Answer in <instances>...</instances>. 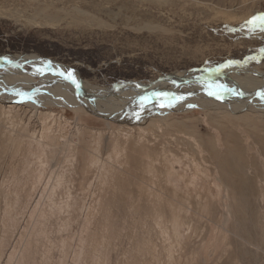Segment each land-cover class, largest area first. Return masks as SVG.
Here are the masks:
<instances>
[{
  "label": "rangeland",
  "instance_id": "1",
  "mask_svg": "<svg viewBox=\"0 0 264 264\" xmlns=\"http://www.w3.org/2000/svg\"><path fill=\"white\" fill-rule=\"evenodd\" d=\"M261 13L264 0H0V56L69 65L91 94L204 68L264 80V30L247 24ZM24 69L35 91L0 75L14 98L0 101V264H264V116L201 106L203 94L113 122L58 104L64 75ZM256 96L249 109L264 107Z\"/></svg>",
  "mask_w": 264,
  "mask_h": 264
},
{
  "label": "bare ground",
  "instance_id": "2",
  "mask_svg": "<svg viewBox=\"0 0 264 264\" xmlns=\"http://www.w3.org/2000/svg\"><path fill=\"white\" fill-rule=\"evenodd\" d=\"M24 57L26 58L24 60V63H22V65H19V70H21V72L18 71V73H17L19 76L17 74H15V75H17V76H15L11 70H8L7 71L6 69L4 70V72L0 73V75H3V76L5 75V78H7L11 82H14V81H17V82H20V83L21 82L22 83L23 82H25V83L28 82V84H26L24 86L25 90H34L35 91L34 88H36L37 86L39 87V85H36L34 83H31L32 80L29 78V77H31V75L28 76V74L27 75L25 74V73H28L29 72V71H26V69H24V65H26V64L27 65H30V67L32 68L31 69L32 71H34L35 69L38 70V71H40L41 69H43V70L49 69L52 72L56 71L59 75H62V73H66L68 71V68L67 67L62 66V65H60L58 63H55V62H51V61H49V59L40 58V57H33V56H24ZM28 57H33L35 59H30L29 60ZM4 60H7L8 62H10L11 61V58H9V59L7 58V59H4ZM45 61H47L48 63H46ZM5 63L8 64L7 62L0 61V66H2V65L3 66H6ZM51 64H53V66ZM229 64H230L229 65L230 67L228 65L227 66L229 67L230 70H232L234 68H237L236 65H233L234 63H232V64L229 63ZM241 66H243V64ZM6 67H13L12 66V63L11 64L9 63L8 66H6ZM16 67H18V66H16ZM240 67H239V64H238V68H240ZM240 69H238V70H240ZM38 71H34V73H32V74L37 75V73H39ZM225 71H226L225 68H219V69L215 68V70L214 69H205V70H203V73L205 72L206 74L204 73L203 75H201L198 79H196L194 81H191V79H189L188 77H184L181 80V78L179 79V77H175V76H187L188 74H186L184 72H175L174 74H171L169 76L171 79L170 78H167V77H164L162 80H154V81H151V82L146 83V84H143L141 82H137L141 86L142 85L145 86V85L149 84V86L145 90H143V91L146 92L147 95L141 96V97H148V100L147 101H141V104L143 103V107H141V106H139L137 104L136 105L139 106V107H136V106H133V103L131 105L129 103V105L127 104V106H125V108H124V104L126 102H128V100L130 101V98L134 99L135 97H137V96L140 95V91L141 90H139L136 85L131 84V83L130 84H127L122 89V91H126V92L121 93V94L120 93L118 94V92H114L113 89L116 88V87L121 86L122 82H117L115 85L109 87L108 89L103 90V92L93 93V94H91V91H90L92 89V88H90L91 86L89 87V86H87L85 84V86L82 87V90H80V87H78L77 84H74L76 90L78 91V92L76 91L77 92V95H76V94H74V90L71 89V87H70V85H72V84H70V82L69 83L68 82L67 83L65 82V84L67 85V88L70 90V92H69V94L67 93V95H64V94L63 95L62 94L60 95V93H59L60 98H61V101L58 102V104L61 103L64 106L65 105H67V106H77V105L81 104L82 105V109H84L87 113H89L90 115H92V116H94L96 118L102 117V118H106L107 120H111L113 122H131V123H140L141 124L144 121L148 120V118L154 116V114L150 115V113L154 109L156 110V112L158 111L157 109H161L163 112H166L168 110H171V108H173V109L175 108V110H176V109H178V106L180 107L181 104H182L181 106H185L187 104L185 102H187V100L189 98L194 99L196 97H200V95L202 97L203 94H204L205 98H209L210 99V97L208 95V92L210 90L207 88V86H205V88H204L203 87V84L205 85V83L208 82L206 80L211 79V82L213 81V84H215L214 85L215 87H217V88L226 87V89L229 91V95L228 96H232L231 99L232 98H237V100L235 99L236 101H238V102L241 101L242 102L240 104V107L241 108L238 109L239 104L237 105V108L230 107L229 105H231V103H232V101H230V100H227L229 102V104H226L225 102H222V101H218L217 103L214 104V103L208 102L209 99H208V101H205L206 99H204V98H202L204 101H201L200 102L201 103V106H202V104H208V106H209L208 108H210V109H214V110L219 109L222 112L229 113V114L230 113L244 111V112L240 113V114H243L244 115L246 113L248 114V112L250 111V113H256L259 116H264V107L263 106H260V104H259L260 102L258 104L256 103L255 104L256 106L254 105L255 106V109H249V107L252 105V103L249 102L250 99H251V97L253 98L254 95H259L258 93H261V89H264V80H260V79H254V80H252L251 79L252 77L251 76H248L247 74H245V78L242 77V76H239V75H234V76H232L233 78L232 77H226V76H228L227 75L228 73L226 74V72H229V71H226V72ZM235 72L236 71L234 69V73ZM193 73L194 74L195 73L199 74V73H202V70H198V72H193ZM208 73H212V75H214V76H211V74H208ZM190 74H192V72H190L189 75ZM74 75H76V74L74 73ZM172 77H175V78H172ZM49 78H53V77L51 75H50V77L49 76H46V75L45 76L43 75V77H42V81L43 82L41 81L40 84L45 83V81H47ZM226 78H228L229 80L226 81L227 80ZM219 80H220V82L218 83ZM230 80L232 82H230ZM53 82H55V81H53ZM46 83H48V82H46ZM188 83H190L191 85L192 84H196V85H198L200 87V89L198 87H196L195 89L190 90V89H188V86H187ZM8 84H5V85L7 86ZM45 85H48V84H45ZM8 87L10 88L11 86L8 85L6 88H8ZM242 87H244V90H242ZM58 88H60V86ZM154 88H156L159 91H161L159 93H168L169 94V97L180 96V97H183V99L176 100L171 107H167V106H165V107H159L161 102H164V103L167 104L169 102V98H167V97H157L155 95V93L154 94H151V96L149 97L148 96L150 94L149 92H151ZM36 89H38V88H36ZM44 89H46V88L44 87ZM50 89H52V88H50ZM258 89H260V90L255 93L254 91L255 90H258ZM95 90H98L99 91V89H97V88ZM52 91H49V92H52ZM100 91H102V90H100ZM228 91H226V92L223 91V92L224 93H227ZM57 92H58V90H57ZM106 92H107V94L106 95H103V93H106ZM247 92H250V96H247L246 95ZM99 94L100 95H103V96L102 97H99L100 96ZM46 95H49V94L47 93ZM46 95L43 96V97L40 96V98H44V99L50 100V97H48ZM127 95H129V96L128 97H124V96H127ZM226 95H225V97H226ZM12 97L13 96L8 95V94L7 95L6 94L5 95H1L0 96V101H2V103L5 104V106H7L9 109H11V108L14 107V104L8 103V102H7L8 103L7 104L5 102L8 101V100L10 102H12L14 100V98H12ZM97 97H99V98H97ZM141 97L136 98L134 100V102L140 101L141 100ZM260 97H261V95H259L258 97L256 96V98H254V99H256V100H254V102L257 101V99H259ZM60 98L58 97V99H60ZM152 98H156L157 99L156 101H160V103L158 102L159 104L157 103L156 105H154L153 104V101H151ZM198 99H200V98H198ZM239 99H241V100H239ZM145 102H147L149 104H152L155 107H153V108H147V107L144 106V103ZM220 102H222V103H220ZM247 102H249L250 105H246ZM121 104H122V107H121ZM176 105H178V106H176ZM262 105H264V104H262ZM128 107H130L132 110L137 109L138 110V113H135L134 114V117H130L129 118L128 116L125 115L126 112H127V108ZM196 107H197V105H196ZM199 107H200V105H199ZM226 109H228V110H226ZM162 111H159V113L162 112ZM137 114L139 115V118H137ZM245 116H248V115H245ZM140 124H138V125H140ZM64 173H65V171L64 172H60V173L57 174L56 182H54V185H53V188H52V192L50 193L51 195H55V193H56L55 192V188H59V186L61 187L62 184L60 185V180H61L62 176L64 175ZM68 200H70V198ZM68 200H67V202H68ZM60 202H62V201H60ZM57 205H59V203ZM61 205H60V207H62Z\"/></svg>",
  "mask_w": 264,
  "mask_h": 264
},
{
  "label": "water",
  "instance_id": "3",
  "mask_svg": "<svg viewBox=\"0 0 264 264\" xmlns=\"http://www.w3.org/2000/svg\"><path fill=\"white\" fill-rule=\"evenodd\" d=\"M5 59V57H2V56H0V61H4V62H8L7 60H4ZM26 58L24 57V56H21V57H17L16 59H14V60H11L10 62H12L13 63V67H16V66H18L19 67V65H22V63H24V60H25ZM49 61H51V62H55V61H52V60H50L49 59ZM55 63H58V62H55ZM58 64H60V65H62V66H65V67H67L69 70H71L72 72H73V70H72V68L69 66V65H66V64H61V63H58ZM6 66H8V65H6ZM5 66V67H6ZM205 70V69H204ZM190 72H192V74H190L189 75V73ZM190 72H186V74H188L187 76H175V77H179V79L181 78V80L184 78V77H188L189 79H191V81H194V80H196V79H198V76L200 75V73L199 74H197V73H193V72H198V70H192V71H190ZM205 73V72H204ZM74 74V73H73ZM185 74V75H186ZM208 74H211L212 75V73H208ZM171 74H167V75H163V76H159L158 78H156V79H154V80H162L164 77H167V78H170L169 76H170ZM212 76H214V75H212ZM175 77H172V78H175ZM171 79V78H170ZM187 79V78H186ZM185 79V80H186ZM153 80V81H154ZM189 81V80H188ZM69 82L71 83V84H74V83H72L70 80H69ZM134 84V85H136L137 87H138V89L139 90H141V91H143V90H145L148 86H149V84H147V85H139V83H137V81H133V80H130V81H126V82H124V83H122L121 84V86H119V87H116V88H114L113 89V91L114 92H120V93H124V92H126V91H122V89L127 85V84ZM149 83V82H148ZM77 85H78V87H80V90H82V85L83 84H79L78 82L76 83ZM188 84H190V83H188ZM191 85V84H190ZM195 85V84H194ZM195 86H197L199 89H200V87L198 86V85H195ZM73 89H74V94H76L77 95V90H76V88H75V86L73 87ZM262 91H264V89H261ZM77 91V92H76ZM223 91H226L225 90V88H223L222 90H217L216 91V93H218V95L220 96L222 93H224ZM256 91H258V90H255L254 92H256ZM203 93V92H202ZM209 97H210V99L211 100H213V101H215V102H218V101H222V102H224V100L222 99V98H217V96L216 95H209ZM90 98V97H89ZM88 98V99H89ZM222 102H220V103H222Z\"/></svg>",
  "mask_w": 264,
  "mask_h": 264
},
{
  "label": "snow or ice",
  "instance_id": "4",
  "mask_svg": "<svg viewBox=\"0 0 264 264\" xmlns=\"http://www.w3.org/2000/svg\"><path fill=\"white\" fill-rule=\"evenodd\" d=\"M247 24L252 26V27H259L262 30H264V13L258 14V15H254L252 16L248 21ZM62 75L65 76L66 79L70 80L72 83L76 84V77L74 76L73 72L71 70H68L66 73H62ZM259 95H264V92L258 93ZM155 95L157 97H167L169 98V102L166 104L164 102L160 103V107H171L173 105V103L176 100H181L183 99V97L180 96H175V97H169L168 93H155ZM208 95H216L217 98H220V96L218 95V93L213 92V91H209ZM142 101H147L148 97H141ZM141 107H143V103L140 105ZM137 118H139V115L137 114Z\"/></svg>",
  "mask_w": 264,
  "mask_h": 264
}]
</instances>
